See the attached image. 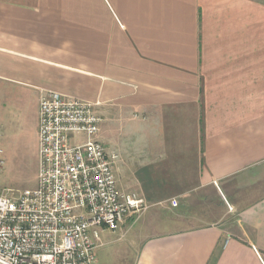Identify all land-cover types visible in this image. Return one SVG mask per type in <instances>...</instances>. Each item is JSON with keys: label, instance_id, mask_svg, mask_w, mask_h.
Segmentation results:
<instances>
[{"label": "crops", "instance_id": "obj_1", "mask_svg": "<svg viewBox=\"0 0 264 264\" xmlns=\"http://www.w3.org/2000/svg\"><path fill=\"white\" fill-rule=\"evenodd\" d=\"M47 89L97 103L151 210L100 230V264H264V0H0L6 144L30 133L38 167Z\"/></svg>", "mask_w": 264, "mask_h": 264}, {"label": "built area", "instance_id": "obj_2", "mask_svg": "<svg viewBox=\"0 0 264 264\" xmlns=\"http://www.w3.org/2000/svg\"><path fill=\"white\" fill-rule=\"evenodd\" d=\"M96 105L42 91L38 183L18 195L0 194V264H100V230L116 231L128 214L139 217L149 207L119 190V155L100 139Z\"/></svg>", "mask_w": 264, "mask_h": 264}, {"label": "rangeland", "instance_id": "obj_3", "mask_svg": "<svg viewBox=\"0 0 264 264\" xmlns=\"http://www.w3.org/2000/svg\"><path fill=\"white\" fill-rule=\"evenodd\" d=\"M19 111H13L0 115V159L4 160L3 167L0 170V194L9 193L12 195H18L27 188H35L38 181V157L35 147V140L30 133H27V137L22 140V151L13 148L11 145L6 144V135H18L17 119L22 117ZM151 210L144 211L139 218H137L136 224L133 229L142 226L146 222V218ZM142 223V224H141ZM144 231L146 233L151 232L152 227L146 226ZM144 228V227H142ZM134 231H127L122 242L128 243L134 236ZM142 236V234H140ZM139 238L141 239V237ZM135 248V247H134ZM133 250V247H132ZM97 253L100 259V252ZM105 264V260H102Z\"/></svg>", "mask_w": 264, "mask_h": 264}]
</instances>
